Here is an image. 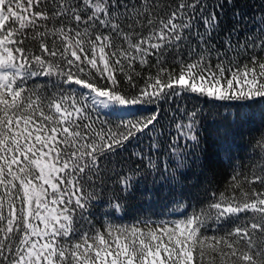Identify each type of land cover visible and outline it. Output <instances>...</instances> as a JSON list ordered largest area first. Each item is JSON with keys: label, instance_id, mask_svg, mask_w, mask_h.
<instances>
[{"label": "snow or ice", "instance_id": "6c2138e0", "mask_svg": "<svg viewBox=\"0 0 264 264\" xmlns=\"http://www.w3.org/2000/svg\"><path fill=\"white\" fill-rule=\"evenodd\" d=\"M209 7L0 0V264H264V157L250 174L233 166L215 189L221 154L203 150L190 163L186 151L203 139L202 110L177 118V107L162 123L177 99L235 107L240 123L250 118L242 109L264 106V15L254 34L233 42V29L218 47L225 3ZM141 137L148 151L131 152L126 169L123 153ZM192 165V188L208 185L203 199L185 185ZM155 174L167 181V214L179 215L144 209L116 222L158 194L155 181L138 193Z\"/></svg>", "mask_w": 264, "mask_h": 264}, {"label": "trees", "instance_id": "16d2710c", "mask_svg": "<svg viewBox=\"0 0 264 264\" xmlns=\"http://www.w3.org/2000/svg\"><path fill=\"white\" fill-rule=\"evenodd\" d=\"M161 6L172 4L175 5L177 0H158ZM225 3L223 9H217L221 27L217 33L214 34V42L216 45L222 46L224 41L228 39V33L232 32V40L235 42L237 39L243 41L245 36L254 34L258 25L259 18L264 15V0H232L228 3V0H220ZM205 3L209 4V11L212 10L211 6H214L216 0H205ZM239 13V16L234 15ZM195 23V22H194ZM201 31L203 28L201 27ZM194 106H198L202 110L203 120L200 124L199 131L203 138L200 146H193V142H189L186 151L195 153V156L190 157L191 160L201 157L203 150L207 151L209 158L215 159L216 154H221L222 163L218 164L215 169V176L213 179L212 187L215 189L223 190L224 184L227 178L232 174V167L237 170L250 174V169L253 165L260 162L261 157H264V146L261 145L260 139L264 135V118H262V112H264V106L256 105L251 109H242V113H247L250 117L243 123H240L236 119L237 109L227 105L211 106L206 105L203 101H197L196 99H184L165 104V115L162 117V123H169V115L173 114L174 110L179 107L181 112L176 113L177 118L182 116L183 110L187 108L191 110ZM101 119H114L111 116H105L104 110L100 113ZM227 132V141L221 144L218 141V136H223ZM148 143L146 137H141L139 141H133L132 145L123 153L122 159L125 161V168H131L136 162L135 157L129 159L130 153L143 149L148 151ZM222 148H227L230 151L231 160L228 155H225ZM155 159V157H153ZM168 157L165 155L161 157V161H166ZM200 168L196 165H192L191 171L187 173L188 179L185 182L186 187L194 194H200V198L203 199L204 188L208 185L200 178V186L192 188V185L198 183V177ZM153 181H155V190H159L158 194L153 197L152 200H146L138 198L132 202L131 210L127 215L117 214L118 223H132L133 218L141 215L144 209L149 211L147 215L155 213V216H161V218H175L178 213H172L169 216L168 210L173 207L166 199L168 196V185L166 179L155 174L149 176L146 181H142L138 187V193H145L149 190H154ZM180 189H177L176 199L180 200ZM110 195V193H109ZM192 203H196L193 199ZM139 209L140 211H137ZM164 214V215H161ZM155 216L153 218H155ZM95 220H102V212L100 209L96 210Z\"/></svg>", "mask_w": 264, "mask_h": 264}]
</instances>
